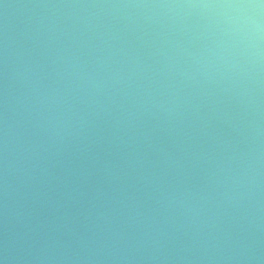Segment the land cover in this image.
Listing matches in <instances>:
<instances>
[{
	"label": "water",
	"instance_id": "obj_1",
	"mask_svg": "<svg viewBox=\"0 0 264 264\" xmlns=\"http://www.w3.org/2000/svg\"><path fill=\"white\" fill-rule=\"evenodd\" d=\"M0 264H264V0H0Z\"/></svg>",
	"mask_w": 264,
	"mask_h": 264
}]
</instances>
